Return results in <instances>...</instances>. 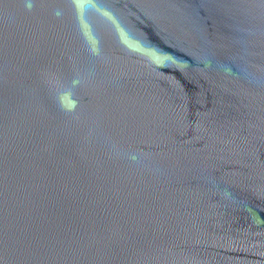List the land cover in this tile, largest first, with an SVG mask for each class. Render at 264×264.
Segmentation results:
<instances>
[{"label":"water","instance_id":"water-1","mask_svg":"<svg viewBox=\"0 0 264 264\" xmlns=\"http://www.w3.org/2000/svg\"><path fill=\"white\" fill-rule=\"evenodd\" d=\"M0 264H264V0H0Z\"/></svg>","mask_w":264,"mask_h":264}]
</instances>
